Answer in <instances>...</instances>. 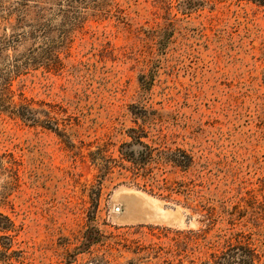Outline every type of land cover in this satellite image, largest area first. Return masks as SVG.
Returning <instances> with one entry per match:
<instances>
[{
	"label": "rangeland",
	"instance_id": "obj_1",
	"mask_svg": "<svg viewBox=\"0 0 264 264\" xmlns=\"http://www.w3.org/2000/svg\"><path fill=\"white\" fill-rule=\"evenodd\" d=\"M75 5L63 42L72 14L53 1L41 18L57 59L43 37L0 53L5 71L35 52L11 73L10 100L37 123L0 112L12 264H216L239 246L264 264V2ZM135 194L176 214L136 209ZM89 227L98 242L84 243Z\"/></svg>",
	"mask_w": 264,
	"mask_h": 264
},
{
	"label": "trees",
	"instance_id": "obj_2",
	"mask_svg": "<svg viewBox=\"0 0 264 264\" xmlns=\"http://www.w3.org/2000/svg\"><path fill=\"white\" fill-rule=\"evenodd\" d=\"M35 1L36 6L35 10L33 11H30L28 0H17V6L15 5L14 7H12V10L6 9V13H0V21H2V23H0V53L8 49L9 47L15 49L18 43H20L24 39H36L39 37H43L45 38L44 40H46L45 42L48 44L44 49L41 48V53H51L53 58L57 59L56 50L51 44L53 42V39L51 40V37H48L49 32L51 31V26L46 23L45 19H41L46 12L45 7L47 6V4L54 1L58 6L57 11L59 13H62V15H66V13L72 14L70 18H68L67 21H64V23L59 28L58 37L62 42L67 37L68 29H70V27H65V25L68 26L69 24L70 26H74L75 23L81 20V8L80 6L77 7V5H75V2H77V0ZM255 1L264 2V0ZM13 9L15 12H17L14 21L11 20V15L14 13ZM34 53L35 52L32 51V54L28 55L27 59L22 61V63L20 64L18 63L17 58H15L13 59V64L9 67V69L5 71H3V69L0 70V112L9 111L10 113L16 114L17 116H20L27 121L37 123L32 109H29L26 106L15 108L13 105H11L12 103L10 100V85L12 79L11 73H19V69L22 65L31 63L34 59ZM48 122V124H50L49 120ZM41 123H43L44 125L46 124V121H42ZM144 148L147 147L144 145ZM123 152L125 156H128L130 158L132 157L136 163H140L139 161L145 160L149 156L148 152L144 150L137 152V155H135V152L133 150L125 149ZM1 159L2 156H0V166L2 165ZM0 231L4 233L15 231L12 220L7 215H4L2 213H0ZM83 237L85 240V244L96 243L100 240L101 233L97 228L89 227L84 232ZM233 253L237 254L230 255L231 259L225 257V255H223L222 257H218L216 264H255L256 255L254 254L253 249H250L246 246H239L235 248ZM18 257L19 251L12 250V236L10 234H2L0 236V263L12 264L13 260L18 261Z\"/></svg>",
	"mask_w": 264,
	"mask_h": 264
},
{
	"label": "bare ground",
	"instance_id": "obj_3",
	"mask_svg": "<svg viewBox=\"0 0 264 264\" xmlns=\"http://www.w3.org/2000/svg\"><path fill=\"white\" fill-rule=\"evenodd\" d=\"M136 195V194H135ZM134 195V196H135ZM133 198V196H132ZM132 204V207L134 208H138L140 206H144L146 208H148L147 210H154V211H158L160 213H162V215H165V214H173V216L176 214L175 211H172V210H169V209H164L161 205V203L159 201H157L156 199H152V197L150 198H147L143 195H136L133 199H132V202L130 203ZM143 208V207H142ZM151 211V210H150ZM166 216V215H165ZM140 218V217H138ZM141 218H146V217H141ZM148 218H157V217H148ZM162 219V218H161Z\"/></svg>",
	"mask_w": 264,
	"mask_h": 264
}]
</instances>
